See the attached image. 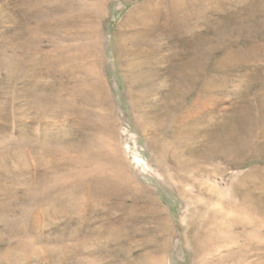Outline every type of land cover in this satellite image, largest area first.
<instances>
[{"label":"rangeland","instance_id":"1","mask_svg":"<svg viewBox=\"0 0 264 264\" xmlns=\"http://www.w3.org/2000/svg\"><path fill=\"white\" fill-rule=\"evenodd\" d=\"M190 1L0 0V264H264V0Z\"/></svg>","mask_w":264,"mask_h":264},{"label":"bare ground","instance_id":"2","mask_svg":"<svg viewBox=\"0 0 264 264\" xmlns=\"http://www.w3.org/2000/svg\"><path fill=\"white\" fill-rule=\"evenodd\" d=\"M193 0H191L190 2H192ZM245 1V0H244ZM263 1V0H262ZM89 2V1H88ZM89 3H91V2H89ZM193 4V3H192ZM253 4V3H252ZM257 4V3H256ZM91 6H92V4H91ZM249 6H250V4H249ZM88 7V6H87ZM258 7V6H257ZM256 7V8H257ZM261 7V6H260ZM90 8V7H89ZM251 9V8H250ZM247 13H249L248 11H247ZM246 13V14H247ZM145 14V10H143L142 11V15H144ZM251 12L247 15V16H251ZM141 15V16H142ZM151 16L154 18V19H156V17L157 16H159L158 15V12L157 11H154V12H152V14H151ZM241 16V15H240ZM243 16V15H242ZM135 18V13H132V18L131 19H134ZM143 20H145V18H141L140 19V21H143ZM132 23V22H131ZM245 25V24H244ZM185 30L186 31H189L190 30V27H186L185 28ZM187 35V34H186ZM259 46H261V45H259ZM255 49H259L258 47H255V46H252V43L251 42H248L247 43V50L246 51H242V50H240V49H237V50H235V51H232V52H226L225 53V55H223V56H221L215 63L218 65V66H220L225 60H227L228 61V59H231V57L233 56V55H235V57H240L241 59L240 60H245L246 58H248V57H250V56H252L253 55V50H255ZM235 59V58H234ZM252 59V58H251ZM232 60V59H231ZM226 62V61H225ZM139 66V63H138V65L136 66L135 65V63H133V68H136V67H138ZM209 82V81H208ZM227 107V106H226ZM230 109H231V107H230ZM245 109V108H244ZM248 109V108H247ZM232 110V109H231ZM234 110V109H233ZM239 110V109H238ZM237 111V110H236ZM241 112V111H240ZM249 112H250V108L248 109V110H246V111H242L241 112V118H237V120H239V121H241V120H245V119H247V117H248V114H249ZM236 113V112H235ZM232 115V114H231ZM233 116V115H232ZM98 178V177H97ZM99 179V178H98ZM118 179V178H117ZM109 182L111 183V184H117L116 183V181H115V179H113V178H109ZM97 183H101V185H99V184H97ZM97 183H95L96 184V187L97 186H99L100 187V189H105V188H107L108 187V185L109 184H107V185H105V184H103L102 183V181L101 180H97ZM87 184V183H86ZM110 184V185H111ZM91 186V185H90ZM95 186V185H94ZM88 187V186H87ZM111 188H112V186H111ZM86 190H87V188H85ZM101 192H103V191H101ZM82 197V196H81ZM84 198V197H83ZM81 200H82V198H80ZM79 199V200H80ZM69 206L70 207H72V208H74V207H76V205L74 204V203H71V204H69ZM83 206V205H82ZM85 207V206H84ZM146 210L147 211H149L151 214L150 215H148V216H150V217H152V218H155V215L153 214V210H151V209H149V208H146ZM141 217V216H140ZM150 219V218H149ZM113 223H115L116 225H118V226H121V222H120V220H115V221H113ZM132 225V224H131ZM113 230L114 231H117L118 230V227L117 226H114L113 227ZM153 261V260H152ZM143 264H148L147 262H142ZM140 264V263H139Z\"/></svg>","mask_w":264,"mask_h":264}]
</instances>
